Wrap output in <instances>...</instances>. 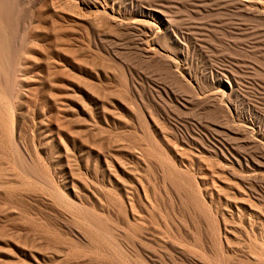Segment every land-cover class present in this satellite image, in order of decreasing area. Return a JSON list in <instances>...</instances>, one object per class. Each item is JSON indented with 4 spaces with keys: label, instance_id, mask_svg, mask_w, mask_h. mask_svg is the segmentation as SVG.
Here are the masks:
<instances>
[{
    "label": "rangeland",
    "instance_id": "374dc122",
    "mask_svg": "<svg viewBox=\"0 0 264 264\" xmlns=\"http://www.w3.org/2000/svg\"><path fill=\"white\" fill-rule=\"evenodd\" d=\"M9 2L0 264H264V0Z\"/></svg>",
    "mask_w": 264,
    "mask_h": 264
},
{
    "label": "bare ground",
    "instance_id": "6f19581e",
    "mask_svg": "<svg viewBox=\"0 0 264 264\" xmlns=\"http://www.w3.org/2000/svg\"><path fill=\"white\" fill-rule=\"evenodd\" d=\"M9 3H10L9 0H0V47H3V46L6 47L8 41H9V33H8L9 25H8V20L10 18V14H12L10 12ZM161 22H162V20H161ZM2 56H3V54H2Z\"/></svg>",
    "mask_w": 264,
    "mask_h": 264
}]
</instances>
